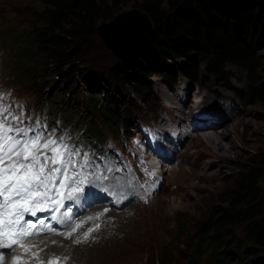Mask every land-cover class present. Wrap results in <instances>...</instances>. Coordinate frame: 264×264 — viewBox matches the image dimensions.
I'll list each match as a JSON object with an SVG mask.
<instances>
[{
    "label": "rangeland",
    "instance_id": "1",
    "mask_svg": "<svg viewBox=\"0 0 264 264\" xmlns=\"http://www.w3.org/2000/svg\"><path fill=\"white\" fill-rule=\"evenodd\" d=\"M43 9L44 6L40 0H0V97L3 98L0 101V107H7L12 116L19 118L18 127L33 129L35 132L42 133L45 139L52 138L62 142L69 150L66 155L72 152L78 153L75 156L76 169L73 170L71 165L69 166V175L63 180L64 184L69 185L70 182L75 188L82 182L83 191L88 187L95 188L91 183L92 179L96 177L104 182L108 178V170H116L122 177L126 174L128 177H134L133 181L137 185L129 186L135 189L132 201H126L125 207L121 208V206L120 209L111 211L117 212V215H120L118 218L124 217L125 236L99 247L97 249L99 251L96 250L94 257L90 258L91 264H158L157 261L159 264H186L184 257L192 254L189 243L194 234L196 222L208 217L211 207L218 203L220 194L230 186L231 178L240 165L264 150V101L256 102L251 106L244 105L233 91L217 85L211 77L195 84L182 77L177 83H171L164 76H154L150 81L156 101L144 105L134 100L135 106L131 113V125L128 130L119 129L118 133H121L119 137L108 133L110 145L102 150L96 149L81 138L79 126L80 122H84V119H81L83 113L81 105H77L70 122L66 123L62 119L64 116L58 121L55 120L59 112L65 113V104L67 106L72 104L73 99L68 89H66L67 92L66 90L63 92L64 81L61 75L52 70L45 71L37 59L39 57L33 56V60H28L19 56L21 50L28 47V44L18 37L41 26L36 24L28 13L41 12ZM130 9L127 8L124 11ZM258 52L264 67V46ZM139 61H142L140 53L132 62L120 60L98 34H95L81 47L78 58L70 65V68L81 76L77 79L78 87L86 92L105 88L109 94L116 96L112 88L115 84L118 88L117 97L124 99L127 98L128 92L116 82L114 68L122 63L124 72L130 75L132 66ZM142 64L148 68L157 69L165 63L155 59L143 61ZM35 65H38V69L33 74H27V70ZM226 71L232 77L233 87L242 88L246 85L244 69L227 65ZM166 92H169L172 99H182V102L178 104L181 112L175 118L179 123H174L171 119L169 113L174 110V100L167 101L163 95ZM63 95H65L64 98ZM48 102L54 104L51 105ZM182 110L186 111L185 119L181 114ZM227 116H231L232 119L223 121L224 125L226 124L224 128L229 132L224 142H231L232 146L225 147L226 153L224 157H221V161L213 167L206 166L202 164L199 154H206L207 150L195 138L198 131L194 127L202 119H221ZM9 119L11 120V116ZM146 127H149L151 131V145L146 142L145 146L141 140H143L142 131ZM134 144L136 147L140 145V157L132 156ZM155 148L162 152L161 156L158 153V157L154 155ZM84 157H87L86 164ZM145 157L158 159L160 162L165 160L158 172L160 177L143 166L142 161L147 166L143 159ZM50 165L51 162H49ZM83 167H86L84 173ZM106 167L108 169H105ZM261 187L264 189V178L261 180ZM67 189L59 188V192L62 195L67 194L69 193ZM103 189L102 197L108 198L110 192L112 193L110 182L105 183ZM71 194L73 195L74 192ZM87 213H89L87 226H80L83 231L72 237L65 235L66 240L72 238L75 241H72L73 244L79 242L88 245L82 240L88 237L94 238L92 243H95L103 238L104 229L107 231L105 234L114 231V224L111 228L110 222L111 220L113 222L115 218H105L107 215L104 214L97 221L101 223V230H97L98 224L90 220L96 218L100 212H96L95 216H92L91 212ZM179 222L189 223V229H180ZM178 231L186 232L188 237H177ZM108 237L112 236L108 235ZM116 240L122 242L113 246L115 249L112 251V245ZM63 241H46L40 245L38 250L42 252L39 254L38 261H43V264H49V262L73 264L76 263L72 262L75 254L82 261L88 250L93 249L90 245L84 246L81 252L77 250L75 254L73 252L70 254L71 246L64 245ZM30 250L35 251V248L26 252V258L34 253ZM2 254L5 253L2 252ZM13 259L7 258L6 263ZM48 259L50 261H46ZM201 264H210V262L205 260Z\"/></svg>",
    "mask_w": 264,
    "mask_h": 264
},
{
    "label": "trees",
    "instance_id": "2",
    "mask_svg": "<svg viewBox=\"0 0 264 264\" xmlns=\"http://www.w3.org/2000/svg\"><path fill=\"white\" fill-rule=\"evenodd\" d=\"M40 1L44 9L28 15L41 26L18 37L28 44L19 56L28 60L39 57L45 71L61 75L63 92L68 89L73 99L57 118L64 116L62 119L70 122L77 105H81V137L96 149L107 146L108 133L119 137V129L128 130L134 100L144 105L156 101L150 81L154 76H164L171 83L182 77L195 84L211 77L217 85L233 91L244 105L264 101V67L258 52L264 46V0ZM127 8L143 10L154 26L140 52L142 61L132 66V73H125L122 63L114 68L115 80L128 96L117 97L115 84L112 88L116 96L105 88L86 92L78 87L81 76L70 65L78 58L81 47L97 34L98 26ZM155 59L164 66L151 69L142 64ZM227 65L245 70L244 87L232 86ZM37 66L29 68L27 74H33ZM131 95L134 99L129 98ZM263 178L264 150L240 165L208 217L196 222L189 243L192 254L184 257L186 264L205 260L210 264L264 263ZM179 224L180 229H189V223ZM178 236L188 237L184 231H178Z\"/></svg>",
    "mask_w": 264,
    "mask_h": 264
},
{
    "label": "snow or ice",
    "instance_id": "3",
    "mask_svg": "<svg viewBox=\"0 0 264 264\" xmlns=\"http://www.w3.org/2000/svg\"><path fill=\"white\" fill-rule=\"evenodd\" d=\"M2 99L0 97V101ZM18 120L7 107H0V237L12 241L6 243L0 239V248H12L22 243L24 237L38 234L34 231L37 225L25 219L26 213L34 217L36 209L50 211L65 207L62 198L57 199L62 197L59 188H69V199H72V192L83 191L82 182L75 188L63 183L69 175V166L76 169L78 153L66 155L69 150L62 142L45 139L33 129L20 128ZM84 161L86 164L87 157ZM56 174H60L61 182L52 183L50 187ZM46 203H50L51 208L41 207ZM39 223L43 225L44 221ZM3 262L4 257L0 255V264Z\"/></svg>",
    "mask_w": 264,
    "mask_h": 264
},
{
    "label": "bare ground",
    "instance_id": "4",
    "mask_svg": "<svg viewBox=\"0 0 264 264\" xmlns=\"http://www.w3.org/2000/svg\"><path fill=\"white\" fill-rule=\"evenodd\" d=\"M105 34H104V31H101V35L107 40V42L113 48V49L112 48L111 49L114 51V45H112L110 43V41H112V40H110L108 37H106ZM128 49L129 48H127V50ZM115 50L116 51H114V52H117L119 57L123 56L122 55V52H123L122 50H120L119 48H116V47H115ZM136 54H134V56H136ZM129 55L130 54H128L125 57V60H123L124 62H128L126 59L130 58ZM134 56H132V57H134ZM163 95H164V97L166 98L167 101H172L173 102V100H174V104H175V105L173 104V109L174 110L172 112H170L169 114L171 116V119L174 121V123H177L178 121H176L175 118H176V115L181 112V110L179 109V105L178 104L182 102V99H178V98L172 99V97L169 94V92H166ZM220 104L222 105L221 102H220ZM212 111H213V108H212ZM181 114H183V117H184L183 119H185L186 118V111L182 110ZM224 119H230L231 120L232 118H231V116H227V118L225 117V118H221V119H212V120L202 119L199 122H197L195 127H194V129H196L198 131V133L196 134L195 138L197 139L198 143L199 144H203L205 146L206 150H207L206 154H199L201 156L202 161L204 162L203 163L201 161L202 164H206V166L213 167L214 164H216L217 162L221 161L222 160L221 157H224L225 153H226L225 152V150H226L225 147L231 148V146H232L231 142H228V143L224 142L226 137L229 135L228 129L224 128L226 126V124L224 125V123H223ZM153 153L156 156L158 154H159V156H161V154H162V152L159 149H156V152L153 151ZM162 161L165 163V160H162ZM152 164H155V163L153 162ZM105 169H108V168L106 167ZM85 170H86V167H83V173H84ZM107 176H108V178L104 182L100 181L96 177H94L92 179V182H91L92 185L95 188H97L96 189V193H95V197H97V198H93L90 201V205H91L92 209L89 211L87 208H84V211L85 212H91L92 216H95L96 212H100L98 215H96L97 217L94 220V222L96 224H98V226H99L97 228V230H101V223H97V221L100 220L102 218V216H104V214L107 215L105 218H107V217L109 219L115 218V220H113V222H112V220L110 222L111 223L110 224L111 228H112V226L114 224V231L112 233L108 232V234H105L107 231H106V229H104V231L102 232L103 233L102 234L103 238L100 241L95 242V243H92V241L94 242V238H89L88 237L87 239L82 240V242H84V243L86 242L85 244H88V245H83L82 243H79V242L77 244L76 243L73 244V242H75V241H73L72 238H70L69 240H66V238L64 237L65 235L69 236V237H72L73 235H76V234L80 233L81 231H83L82 227H85V226L84 225H80L82 227L78 228L77 230L66 229L65 232H64V229H60L59 228V229L54 231V234L58 235V236H54L53 238L51 237L50 239L47 240L49 242H53V241L61 242V241H63L65 239L63 241V243H65L64 245H68L69 244L71 246V248H72V251H70L71 252L70 254H72V252L75 254V251H77V250H80V252H81L82 251L81 249L84 246L88 247L90 245V247L93 248L91 250H88V253L84 256L85 258L82 260L83 262L80 261L81 260V259H79L80 257H77L76 254H75L74 255V259H73L74 261L72 260V262H76V263H73V264H80L81 262H82L81 264H91L92 262H91L90 258L94 257V254L96 253V250L99 247H101L103 245H106L110 241H114L117 238L118 239H121V237L124 238V236H125V233H124L125 232V225H123L124 217L118 218V216L120 217V215H117L118 214L117 212H111V211H113V209L114 210H118V209H120L121 206H122L121 208L125 207V205L127 204L126 201L130 202L129 200L133 199V197H134L133 193H135L134 192L135 189H132L129 186L133 185V184L137 185V183L133 181L134 177H128L127 174H126V176L122 177V176L117 174L116 170H108L107 171ZM127 178H129L130 180H126ZM109 182H110V184L112 186V193L110 192V195H109L108 198L102 197L103 191H104L103 187H104L105 183L109 184ZM141 195H144V194L141 193ZM138 197H137V199H138ZM170 208H172L171 204H170ZM72 220H74L73 217H72ZM90 221L92 222L93 220H90ZM72 226H74V224H72ZM109 228H108V231H110ZM116 232H119V233H121L123 235L121 236L119 233H116ZM108 235L109 236L111 235L112 237L109 238ZM121 242L122 241L116 240L113 243L112 247L120 244ZM19 247H20V245L16 246L14 248V250L18 249ZM114 249L115 248L113 247L112 251H114ZM30 251L34 252V250H30ZM97 251H99V250H97ZM76 253H79V252H76ZM25 255H26V253L23 256H25Z\"/></svg>",
    "mask_w": 264,
    "mask_h": 264
},
{
    "label": "water",
    "instance_id": "5",
    "mask_svg": "<svg viewBox=\"0 0 264 264\" xmlns=\"http://www.w3.org/2000/svg\"><path fill=\"white\" fill-rule=\"evenodd\" d=\"M153 29L150 16L143 10L134 8L117 14L111 21L101 23L97 28V34L116 57L123 61L130 54V58L126 60L132 62L140 53ZM101 31H104L105 36L112 40L110 43L114 45V51H116L115 47L123 51L122 57L112 50L111 45L101 35Z\"/></svg>",
    "mask_w": 264,
    "mask_h": 264
}]
</instances>
